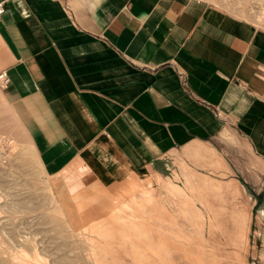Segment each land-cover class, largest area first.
<instances>
[{
	"label": "crops",
	"instance_id": "obj_1",
	"mask_svg": "<svg viewBox=\"0 0 264 264\" xmlns=\"http://www.w3.org/2000/svg\"><path fill=\"white\" fill-rule=\"evenodd\" d=\"M4 2L0 91L42 170L130 178L101 220L145 219L152 188L132 176L159 172L171 151L220 171L206 144L264 159V28L204 0ZM258 198L249 264H264Z\"/></svg>",
	"mask_w": 264,
	"mask_h": 264
},
{
	"label": "rangeland",
	"instance_id": "obj_2",
	"mask_svg": "<svg viewBox=\"0 0 264 264\" xmlns=\"http://www.w3.org/2000/svg\"><path fill=\"white\" fill-rule=\"evenodd\" d=\"M204 1L264 28V0ZM206 145L226 168L204 163L193 149L171 151L159 172L132 176L152 188L145 219L101 220L107 206L129 199L130 178L70 169L47 175L0 91V264H249L264 159L247 147L245 156H227Z\"/></svg>",
	"mask_w": 264,
	"mask_h": 264
},
{
	"label": "built area",
	"instance_id": "obj_3",
	"mask_svg": "<svg viewBox=\"0 0 264 264\" xmlns=\"http://www.w3.org/2000/svg\"><path fill=\"white\" fill-rule=\"evenodd\" d=\"M4 0H0V15L4 12L5 10V5H4ZM9 78L4 70L0 71V86H4L7 84Z\"/></svg>",
	"mask_w": 264,
	"mask_h": 264
},
{
	"label": "bare ground",
	"instance_id": "obj_4",
	"mask_svg": "<svg viewBox=\"0 0 264 264\" xmlns=\"http://www.w3.org/2000/svg\"><path fill=\"white\" fill-rule=\"evenodd\" d=\"M212 157H215L216 164H220V161L218 159V155H216L215 153H213ZM235 189H236V187H235ZM196 218H198V216H196ZM239 220H241L243 222V224H244V217H242V218L239 217ZM241 227H242V224H241Z\"/></svg>",
	"mask_w": 264,
	"mask_h": 264
}]
</instances>
